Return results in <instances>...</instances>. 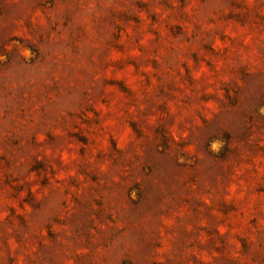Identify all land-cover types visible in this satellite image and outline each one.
Instances as JSON below:
<instances>
[{"label":"rangeland","instance_id":"obj_1","mask_svg":"<svg viewBox=\"0 0 264 264\" xmlns=\"http://www.w3.org/2000/svg\"><path fill=\"white\" fill-rule=\"evenodd\" d=\"M0 264H264V0H0Z\"/></svg>","mask_w":264,"mask_h":264}]
</instances>
